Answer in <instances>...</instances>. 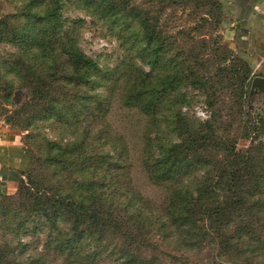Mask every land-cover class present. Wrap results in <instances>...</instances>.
Wrapping results in <instances>:
<instances>
[{
    "label": "rangeland",
    "instance_id": "374dc122",
    "mask_svg": "<svg viewBox=\"0 0 264 264\" xmlns=\"http://www.w3.org/2000/svg\"><path fill=\"white\" fill-rule=\"evenodd\" d=\"M94 2L100 11L78 0H0V125L17 133L30 155L17 186L0 193V264H127L118 261L115 248L153 264H246L245 256L220 255L215 246L176 251L142 219V239L108 234L99 250L111 252H96L92 262L54 251V242L71 233L74 221L63 205L56 229L49 217L61 212L59 204L71 202L70 195L90 198L92 182L98 188L92 195L96 206L113 199L114 209L128 220L127 194L118 189L116 176L110 189L102 179L108 148L122 158L128 188L143 197V217L167 194L144 165L149 115L170 118L171 131L173 116L181 112L224 146L234 143L241 153L263 149L259 159L264 156V93L226 41L212 0ZM145 36L153 38L149 48ZM74 48L107 72H93L92 78L75 74L69 61ZM127 82L148 88L155 109L144 113L130 106L124 99ZM223 145L194 156L200 162L194 174L213 172L226 161ZM257 226L264 236L263 225ZM257 244L248 239L240 250L257 259Z\"/></svg>",
    "mask_w": 264,
    "mask_h": 264
},
{
    "label": "trees",
    "instance_id": "16d2710c",
    "mask_svg": "<svg viewBox=\"0 0 264 264\" xmlns=\"http://www.w3.org/2000/svg\"><path fill=\"white\" fill-rule=\"evenodd\" d=\"M78 1L88 8L98 11L101 9L94 0ZM56 21L61 27L62 21L58 15ZM152 39L151 36H145L143 41L145 45L148 44L146 48L151 46ZM69 61L75 74L87 78H92L90 76H94L93 72H98V76L107 72L106 69L100 68L93 57L77 48L72 50ZM246 65L252 72L247 62ZM150 93L151 91L143 85L127 82L124 99L131 102L130 106L149 113L156 106L149 98ZM149 118V131L147 130L144 136V165L150 180L167 188V194L161 200L153 201L152 206L148 208V216L143 217V197L128 188L129 184L124 179L128 171L121 170L122 158L116 157L108 148L103 156L105 169L102 179H105L110 189L114 180L112 176H116L118 189L127 194V208L124 210L127 211L128 220L117 213L118 209H114L113 199V204L107 205L105 202L100 207L96 206L92 195L97 196L98 188L96 183L92 182L88 184L92 190L90 198L77 200L70 195L71 202L59 204L58 210L61 211L63 205L65 213L66 206V214L73 219L74 224H71V233H63L60 239L54 242V251L67 259L79 257L80 263L86 259L92 262L96 252H111L107 248L99 250L108 234L118 233L123 239H129V242L142 239L143 224L138 223V220L142 219L150 227H154L158 236L176 251L189 254L215 246L220 255L245 256L246 264H264V236L259 234L257 226L260 224L264 227V156L263 160L259 159V155H263V149L252 148L246 153H241L237 151L234 143L224 146L221 141L215 139L214 132L210 138L204 129H197L186 122L181 112L173 116L172 124L176 126L171 131L168 124L170 118L162 119L150 115ZM174 120H177L176 123ZM163 124H167L166 127H163ZM174 136L177 137L176 140ZM222 145L226 161L213 166V172L194 174L199 169L200 162L195 161L193 157L199 153L203 154L209 148L215 150ZM63 211L52 215V218L49 217L52 229L57 228L54 222ZM246 239L261 242L254 246L257 259L244 255L247 252L240 250V244L246 242ZM146 247L154 249L152 246ZM115 249L119 255L118 261H129L127 264H153L141 254L132 255L124 249ZM215 263L221 264L217 261Z\"/></svg>",
    "mask_w": 264,
    "mask_h": 264
},
{
    "label": "crops",
    "instance_id": "0c3cea01",
    "mask_svg": "<svg viewBox=\"0 0 264 264\" xmlns=\"http://www.w3.org/2000/svg\"><path fill=\"white\" fill-rule=\"evenodd\" d=\"M222 30L233 50L254 75L264 77V0H213ZM30 155L19 135L0 125V193L15 188L24 176Z\"/></svg>",
    "mask_w": 264,
    "mask_h": 264
},
{
    "label": "water",
    "instance_id": "95a60500",
    "mask_svg": "<svg viewBox=\"0 0 264 264\" xmlns=\"http://www.w3.org/2000/svg\"><path fill=\"white\" fill-rule=\"evenodd\" d=\"M253 84L258 90L264 93V77L263 76L256 75L254 77Z\"/></svg>",
    "mask_w": 264,
    "mask_h": 264
}]
</instances>
